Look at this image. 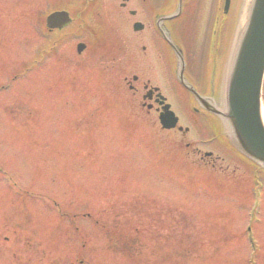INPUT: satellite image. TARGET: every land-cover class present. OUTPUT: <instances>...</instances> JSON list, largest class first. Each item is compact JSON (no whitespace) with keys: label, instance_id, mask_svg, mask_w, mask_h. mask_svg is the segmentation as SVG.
<instances>
[{"label":"rangeland","instance_id":"obj_1","mask_svg":"<svg viewBox=\"0 0 264 264\" xmlns=\"http://www.w3.org/2000/svg\"><path fill=\"white\" fill-rule=\"evenodd\" d=\"M63 1L0 0V224L23 227L0 229V264H113L111 260L123 259L112 248L115 229L117 236L139 242L134 241L141 253L134 257H142V264H160L151 257L169 255L168 248L171 264H253L258 257V264H264V201L253 224L255 239L263 245L257 259L244 236L255 189L250 174L237 162L224 161L227 157L216 150L221 148L218 141L214 159H204V164L192 161L185 144L195 145L197 137L207 135L203 119L196 121V132L184 137V143L177 131L154 137L156 129L147 125L156 117L141 114L139 101L127 88L133 75L144 77L140 72L148 67L146 60L137 62L136 68L126 52L118 56L103 52V58L88 54L90 62L84 56L76 63L68 48L74 43L71 33V40L64 44L68 46L54 52L57 58L49 56L43 68L19 80L36 52L47 44L40 42L36 32L40 17L60 3L70 6ZM243 1L233 0L227 38L222 42L224 55ZM194 4L202 17L185 25L188 41L184 40L197 78L204 42L213 39L212 48L216 40L206 31L214 18L212 0ZM117 13L112 14V22L120 36L139 39L125 14ZM182 25L175 23L177 28ZM144 38L154 50L151 36ZM124 46L132 47L128 42ZM149 63L157 67L160 62L152 57ZM85 66H93L103 77L97 75L94 81L93 72L80 69ZM219 68L220 64L215 65L210 74ZM202 72L209 76L205 67ZM207 82L196 85L205 88ZM156 84L183 122L191 125V117L176 109L180 101L172 97L174 82L158 79ZM112 95L120 109L106 110ZM128 107L137 112V120L130 113L119 114ZM138 120H146V125ZM200 149L203 158L214 147ZM218 182L223 186L217 187ZM261 189L264 193V186ZM97 221L111 229L109 235ZM168 227L171 236L177 231L178 243H172ZM192 229L194 237L183 242Z\"/></svg>","mask_w":264,"mask_h":264},{"label":"water","instance_id":"obj_2","mask_svg":"<svg viewBox=\"0 0 264 264\" xmlns=\"http://www.w3.org/2000/svg\"><path fill=\"white\" fill-rule=\"evenodd\" d=\"M230 0H227V7ZM69 21L65 13L52 15L51 28ZM230 73L233 93L228 95L229 111L225 115L230 141L243 155L264 165V125L261 118V87L264 75V0H251L237 32L231 52ZM184 83V82H183ZM187 89L197 95L186 84ZM230 92V88L228 94ZM240 99H235V94ZM214 113L222 115L221 111ZM171 126V125H169ZM262 165V166H263Z\"/></svg>","mask_w":264,"mask_h":264},{"label":"flooded vegetation","instance_id":"obj_3","mask_svg":"<svg viewBox=\"0 0 264 264\" xmlns=\"http://www.w3.org/2000/svg\"><path fill=\"white\" fill-rule=\"evenodd\" d=\"M130 1L131 3L132 2L136 3V5H138L137 3H139V0H136V1L130 0ZM128 6L129 4H125V3L120 4V8L122 10H127ZM147 15L148 14H146V17L143 18L145 21L148 20ZM134 16H137V12L134 14ZM144 20L140 19V22L142 21V23L145 25L143 31H147L149 29V26L147 22H145ZM152 57L158 59L160 62L158 63V66L156 67L159 69V75L157 76L154 74V71L156 68L151 66L149 63V59ZM131 59L134 64H136L137 62L143 63V60H146L148 62V67L144 71H141V73L144 76L143 77L144 79L141 76L136 77V78L134 77L133 79L134 84L129 83L130 90L133 91V93H135L134 94L135 96L145 97V95L148 94L147 95L148 103L143 104V107L145 108L146 106L147 107L146 109L148 110L149 113H152V112L156 114L162 113L163 106L160 105L161 102H158V95L160 94V91H156L155 90L156 87L151 86V82L154 79H165L166 78L164 66L161 65L160 51L156 49L152 50V47H150L148 44H142L140 49L138 48V45H137V48L133 51V54L131 55Z\"/></svg>","mask_w":264,"mask_h":264},{"label":"bare ground","instance_id":"obj_4","mask_svg":"<svg viewBox=\"0 0 264 264\" xmlns=\"http://www.w3.org/2000/svg\"><path fill=\"white\" fill-rule=\"evenodd\" d=\"M109 3V1H108ZM248 9L247 5L246 7H243L242 11L245 12L246 10ZM74 13H72L73 15ZM244 15V13H243ZM220 17V16H219ZM244 17V16H243ZM193 55V54H192ZM215 60H216V55L211 53V52H208L207 53V61L208 63L206 64V69H207V75L208 76V80L211 84L213 85H218L215 89H212L210 90L208 93H206L204 95V99H205V102L203 103V111L206 115H210V116H213V113L215 111V106L214 104H207V101L209 100H214L215 99V95H214V92L216 91L220 98H224V99H228V95L231 96V94L234 92L232 87H231V78H232V75L230 73V76H229V79L227 80L226 84H222V83H218L215 81V73H211L210 74V70L211 68L214 66L215 64ZM212 72V71H211ZM219 78V77H218ZM229 88H230V92L228 94V91H229ZM223 95V96H222ZM196 97V96H195ZM235 99H240L239 95L235 94ZM225 105V110L224 108H219L220 111H222V115H219L215 118V121L214 123L218 126V127H223V126H226L228 125V127H230L229 123H228V120L227 118L225 117V115L228 113L229 111V107H230V103H223ZM262 118V117H261ZM263 120H264V114H263ZM214 126V125H213ZM253 163H257V164H260V165H263L262 163H260L259 161H256L255 159H251ZM264 166V165H263Z\"/></svg>","mask_w":264,"mask_h":264}]
</instances>
